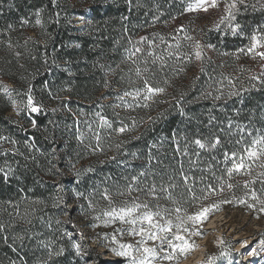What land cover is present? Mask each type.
Returning <instances> with one entry per match:
<instances>
[{"label": "trees", "instance_id": "16d2710c", "mask_svg": "<svg viewBox=\"0 0 264 264\" xmlns=\"http://www.w3.org/2000/svg\"><path fill=\"white\" fill-rule=\"evenodd\" d=\"M192 1L0 0V81L10 85L5 94L0 83V136L7 138L0 140V168L12 170L7 179L0 173V264H86L96 256L81 228L110 240L123 223L103 213L133 201L161 211L154 218L170 220V233L181 232L182 219L210 204L216 205L212 213L234 208L264 216L258 210L264 158L252 163L251 175L227 172L232 153L246 157L245 149L264 136V85L249 79L264 59L248 52L253 34L264 36V0L238 2L234 19L201 28L186 11ZM37 9L42 25L35 23ZM181 25L184 31H177ZM230 25H239L235 34ZM196 41L202 60L194 54L178 60L193 53ZM136 48L142 51L130 59ZM137 67L148 71L137 77ZM144 77L164 89L148 107L135 106L142 99H119L142 89ZM30 87L42 105L36 113L26 107ZM209 91L221 98L205 97ZM96 113L112 127H101ZM122 126L127 130L117 132ZM209 185L217 191L203 198ZM225 253L216 263L235 259Z\"/></svg>", "mask_w": 264, "mask_h": 264}, {"label": "snow or ice", "instance_id": "6c2138e0", "mask_svg": "<svg viewBox=\"0 0 264 264\" xmlns=\"http://www.w3.org/2000/svg\"><path fill=\"white\" fill-rule=\"evenodd\" d=\"M205 0H198V4L197 7L203 6ZM240 3H244V0H239ZM53 3L55 4V0H53ZM211 6L215 7L216 5V0H211ZM247 6V5H245ZM253 7H255V5H253ZM262 7H264V5H262ZM236 8V0H233V3L230 5H226L225 11L227 12V16L226 17H221V23L224 22L225 19H229L232 20L234 19V16L232 14V12L230 11V9H235ZM196 10L194 7H189L188 9H186V11H194ZM205 11L207 10L206 8L204 9ZM40 9H37L36 11V25H42V21L40 19ZM82 19V18H81ZM22 23H28V21L23 20ZM232 28L233 33L235 34V32L237 31V29L239 28V25H230ZM12 25H9V28H11ZM217 27H219V25H217ZM177 31H184V27L183 25L180 26V28ZM186 39L191 40L192 37H185ZM146 38H141V40H144ZM163 39V38H162ZM251 47L248 48V52L252 53L254 56H258L261 59H264V51H260L257 52L256 49L258 47H264V36L257 37L256 34H253V36L251 37ZM172 46L170 45V48ZM175 47H179V43H177L175 45ZM208 47H212V45H208ZM203 46L201 45L200 41H196L193 47V53H190L187 57H181L180 55H177V59H189L191 58V56L194 54L195 59L197 60H202L203 58V51H202ZM142 50L140 48H136L135 51L133 53H130L129 58L131 59V57L133 55H135V53L137 52H141ZM240 51H243L242 49ZM169 56L173 55V53L171 51H169ZM17 55H19V53H17ZM135 62V61H134ZM182 70V69H181ZM147 69H141L140 67L136 68V75L137 77H141L142 74L144 72H147ZM204 69L201 68V72H203ZM229 80V83H232V79L231 77L227 78ZM250 80H255L258 83L264 85V68H262V71L259 74H254L251 75L249 77ZM107 86V84L105 85ZM211 87V85H210ZM3 92L5 94H9L10 90L5 86L3 87ZM216 91L220 92L221 95L223 94V89L222 87L220 89H217ZM32 89L31 87L28 90V95H27V105L26 107L32 112V113H36L38 111L41 110L42 105H36L34 103V99L33 96L31 94ZM164 89L160 88V87H153L147 77H144V87L141 88H137V89H133L131 91H126L124 92L123 96L119 97V99L121 101L124 100V97H128L131 96L133 97L134 101H138L140 99H142L144 101L143 105H141L140 103H135L136 107H140V106H144V107H148L149 105L147 104V101L149 99H151L155 94H159V93H163ZM51 95V93H50ZM205 97L207 96H213L214 99L219 100L221 98V95H213V92L209 91L204 93ZM229 96H234V95H238L237 92L235 91H229L228 93ZM182 99L179 101H176V104L179 106L180 104H182ZM15 101L13 100V104L15 105ZM126 107H133V105L131 104H125ZM55 111V110H54ZM181 114H183V109H180ZM96 115L100 118V123H101V127H108L111 128L112 124L104 117L102 116L100 113H96ZM214 119V118H213ZM150 122L152 120V118H149ZM211 123V120H210ZM33 125H35V122L33 121ZM240 128V126H238V129ZM89 130H91V125L89 124ZM127 130V126H122L119 129H116L117 132H124ZM242 131V129H240ZM95 137H96V141H97V146H99L100 143V135L99 133H94ZM249 135H251V132H249ZM82 136H78V139H81ZM173 138L175 139V133L173 134ZM7 139L4 136H0V140H5ZM219 138L217 137L215 142L212 144V147L215 148L217 144H219ZM13 143H15V141H13ZM194 143L201 149L205 148L206 145L204 142H202L200 139H196L194 141ZM175 151L177 153H180V146L179 143L177 142L176 144V149ZM246 152V157L244 155H241L239 157V160L236 159V153H232L231 154V159H232V166L230 168L227 169L228 175L229 177L232 176V174L234 172L236 173H241V172H245V170L247 171L248 175H251V167H252V163L255 162V160L259 159V158H264V136L259 137L258 139H255L252 141V146L249 148L245 149ZM187 154V148H185V151L182 153V155H186ZM229 159V154L225 153V162H227ZM259 167L264 168V164H260ZM12 170L9 167L7 171H5L4 168H0V173H3L5 179H7V177L11 174ZM143 175V173H142ZM261 176H264V172L260 173ZM133 181H136V177L132 178ZM185 181L187 182V177H185ZM248 181H245V187L248 186ZM228 188H232L233 185L232 184H228L227 185ZM223 190V184H221L220 187V191ZM132 191L131 186H129V192ZM156 191V186L153 185L151 192L155 193ZM203 191V190H202ZM216 189L211 187L210 185L208 186L207 192L205 197L203 198H207L208 196L214 195L216 193ZM120 195H123V193H120ZM253 197L255 198V193H253ZM103 198L106 200H109V202L111 203V196L109 195L108 191L105 190L104 194H103ZM169 199H171V197H169ZM193 199H196V197H193ZM226 202V201H225ZM244 201H241V203H243ZM260 203V207H259V212L264 213V201H259ZM250 208H256L255 204H249L248 205ZM13 207H15V205H13ZM91 207V204H90ZM216 207V205L210 204L207 207H203L198 213H196L195 215H191L188 216V220L193 221V223H201L203 222V220L207 219V216L211 213V211ZM144 209V211L141 213L140 210ZM167 211V210H165ZM175 211L177 212V214H179L181 212L180 208H176ZM103 215H105L106 217H109L110 220L114 221L116 219H119L121 222L126 223V224H130L132 225V229L131 232L134 235H140V236H145L147 235V237L149 239H159L161 246H163V244L165 243V241H167V244L169 246L170 251L166 250L164 252L163 257H161L164 260H168V261H174L179 257H183L187 252L190 251L191 248H193L195 246L194 241H191L190 239L181 236V235H176L173 239H169L168 235H163L160 236L158 235L159 233H170L171 228H172V223L170 220H165L164 223H159L154 221L153 217H161L162 213L161 211H151L149 210V206L145 203V204H141L138 203L136 201H133L131 203V206H124V207H120V208H116V207H112L110 211H105L103 213ZM177 219H181V217L179 215H177ZM140 223V228H139V232L135 231V226L137 225V223ZM145 222L147 223V230L144 227ZM176 227L179 229L180 225H176ZM3 229V225H0V230ZM184 232H191V230L187 227L183 228ZM195 234H199L202 235L203 233L197 229ZM65 236H68L69 238H71V233L68 232H64ZM113 239H115V237H113ZM141 244H143V240H141L140 242ZM246 243V242H245ZM259 248L261 251H264V239L259 240ZM73 247L76 248L77 253L80 252V248L79 245L77 244H73ZM121 249L127 248V249H131L132 245H121L120 246ZM113 251H116V249H112ZM139 250V249H137ZM61 251H63V249H61ZM155 253H156V249L155 248H148V247H144L142 250V255L141 258L139 260L133 258L131 261V264H150V259L149 258H156L155 257ZM129 252L126 251H121L119 252V255L121 256H127L129 255ZM226 254V253H225ZM257 249L253 248L251 250V252H249L250 256H255L257 255ZM51 255V253H50ZM213 257L209 256L207 258L206 261L203 262V264H211ZM12 264H15V262H12Z\"/></svg>", "mask_w": 264, "mask_h": 264}, {"label": "rangeland", "instance_id": "374dc122", "mask_svg": "<svg viewBox=\"0 0 264 264\" xmlns=\"http://www.w3.org/2000/svg\"><path fill=\"white\" fill-rule=\"evenodd\" d=\"M239 0H236V8L238 7ZM233 3V0H216L215 7L211 6V0H205L203 6L197 7L198 0H193L190 4L196 10L189 11L188 15L195 16L196 25L194 27L212 26L221 22V17H226L225 11L226 5ZM207 9L206 11L204 9ZM235 8V9H236ZM233 9H230V11ZM187 15V16H188ZM83 16H77L75 18L78 25L82 24ZM257 52L264 51V47H258ZM262 67H264V61H260ZM6 87L10 85L6 82L0 81ZM133 97L128 96L124 99ZM128 109V108H127ZM14 113V109L11 111ZM154 221L164 223L158 218H154ZM123 223V222H122ZM180 228L181 232L172 233H159L158 235H168L169 239H173L176 235L184 236L191 241H194L195 246L190 249L183 257H179L174 261L164 260V252L170 251L167 241L161 246L159 239H149L147 235L140 236L134 235L131 232L132 225L123 223L121 227L116 231L113 237L107 241L106 238L98 239L93 236V230L88 231L86 228H81V232L88 236V247L92 248L93 254L96 256L94 260L89 259L86 264H131L133 258L139 260L142 255L144 247L155 248L156 258H149L150 264H203L209 256L213 257L211 264H259L258 259L263 256L264 251L259 248V240L264 239V216L256 217L250 215L243 209H225L217 213H211L207 216V219L201 223H193L188 218L182 219ZM145 229L148 226L145 222ZM187 227L191 232H184L183 228ZM140 223L135 226V231L139 232ZM199 229L203 234H195ZM143 240V244H141ZM100 242L105 245H101ZM246 242V243H245ZM121 245H132L131 249H121ZM253 248L257 249V255L250 256L249 252ZM112 249H116L113 251ZM139 249V250H137ZM126 251L130 254L127 256L119 255V252ZM226 252L228 258L229 254H232L235 259L231 262H219L222 255L220 253ZM99 258V259H98ZM261 260V259H260Z\"/></svg>", "mask_w": 264, "mask_h": 264}]
</instances>
